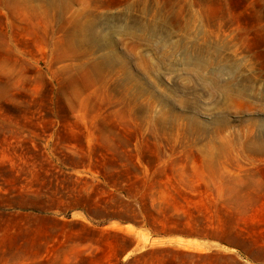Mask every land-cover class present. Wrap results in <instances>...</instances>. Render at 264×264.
I'll return each instance as SVG.
<instances>
[{"label": "rangeland", "instance_id": "374dc122", "mask_svg": "<svg viewBox=\"0 0 264 264\" xmlns=\"http://www.w3.org/2000/svg\"><path fill=\"white\" fill-rule=\"evenodd\" d=\"M263 204L264 0H0V264H264Z\"/></svg>", "mask_w": 264, "mask_h": 264}, {"label": "crops", "instance_id": "0c3cea01", "mask_svg": "<svg viewBox=\"0 0 264 264\" xmlns=\"http://www.w3.org/2000/svg\"><path fill=\"white\" fill-rule=\"evenodd\" d=\"M260 205H262V204H260ZM261 211H263V212L258 214L256 219H259L264 223V209ZM231 238H235V241H231L230 240ZM226 243L228 244V246L232 247L238 253H240L244 258L256 260L258 262L260 260H257L254 256L247 253L246 248H248V249L258 248V249L264 250V238L263 237H260L258 239H247V238H244L242 236V234L238 231H236V233L234 235H232L231 233H228V236L226 238Z\"/></svg>", "mask_w": 264, "mask_h": 264}]
</instances>
